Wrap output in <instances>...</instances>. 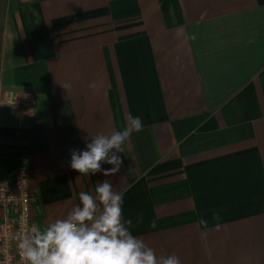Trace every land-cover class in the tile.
<instances>
[{"label":"crops","instance_id":"1","mask_svg":"<svg viewBox=\"0 0 264 264\" xmlns=\"http://www.w3.org/2000/svg\"><path fill=\"white\" fill-rule=\"evenodd\" d=\"M8 98L24 106L0 102V181L27 166L36 224L107 179L157 256L264 264V0H6ZM129 115L144 127L118 173L70 168Z\"/></svg>","mask_w":264,"mask_h":264},{"label":"clouds","instance_id":"2","mask_svg":"<svg viewBox=\"0 0 264 264\" xmlns=\"http://www.w3.org/2000/svg\"><path fill=\"white\" fill-rule=\"evenodd\" d=\"M64 89L69 84H61ZM95 88V83L89 85ZM127 126L111 133L91 136L83 150L71 151L70 168L81 176L102 173L109 177L120 171L124 145L133 132L143 130L141 116L129 115ZM104 164L111 168L104 169ZM123 193L105 179L94 191H81L78 203L65 216L46 224H32L18 237L24 264H181L174 254L157 256L144 240L133 234L134 223L125 218ZM219 220V213L213 214ZM141 222L140 218L136 223ZM198 223L207 227L208 221ZM150 227L155 228L153 221ZM219 227V225H217Z\"/></svg>","mask_w":264,"mask_h":264},{"label":"built area","instance_id":"3","mask_svg":"<svg viewBox=\"0 0 264 264\" xmlns=\"http://www.w3.org/2000/svg\"><path fill=\"white\" fill-rule=\"evenodd\" d=\"M11 107L22 104L18 98L1 99ZM33 185L27 166L20 165L9 179L0 181V264H24L18 237L36 224L32 214Z\"/></svg>","mask_w":264,"mask_h":264},{"label":"trees","instance_id":"4","mask_svg":"<svg viewBox=\"0 0 264 264\" xmlns=\"http://www.w3.org/2000/svg\"><path fill=\"white\" fill-rule=\"evenodd\" d=\"M5 6H6V0H0V43H1V33H2V27H3Z\"/></svg>","mask_w":264,"mask_h":264}]
</instances>
